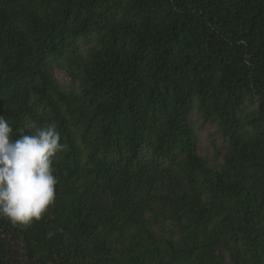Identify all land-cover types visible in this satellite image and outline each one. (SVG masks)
<instances>
[{
    "label": "trees",
    "instance_id": "trees-1",
    "mask_svg": "<svg viewBox=\"0 0 264 264\" xmlns=\"http://www.w3.org/2000/svg\"><path fill=\"white\" fill-rule=\"evenodd\" d=\"M0 115L68 145L0 264H264V0H0Z\"/></svg>",
    "mask_w": 264,
    "mask_h": 264
},
{
    "label": "clouds",
    "instance_id": "clouds-1",
    "mask_svg": "<svg viewBox=\"0 0 264 264\" xmlns=\"http://www.w3.org/2000/svg\"><path fill=\"white\" fill-rule=\"evenodd\" d=\"M12 137L9 119L0 115V217L29 226L55 202L58 179L53 163L68 145L54 124Z\"/></svg>",
    "mask_w": 264,
    "mask_h": 264
},
{
    "label": "rangeland",
    "instance_id": "rangeland-1",
    "mask_svg": "<svg viewBox=\"0 0 264 264\" xmlns=\"http://www.w3.org/2000/svg\"><path fill=\"white\" fill-rule=\"evenodd\" d=\"M82 44L85 46L84 49H86L88 41L82 40ZM54 76L58 86L62 89H69L73 86L78 87V82L71 77L66 67H56L54 69ZM246 106L250 108L255 107L254 103H247ZM192 122L195 125L197 135L201 140L203 153L213 156V143L215 142L217 145L223 146V139L215 134V130L211 125H205L196 113L193 114Z\"/></svg>",
    "mask_w": 264,
    "mask_h": 264
}]
</instances>
